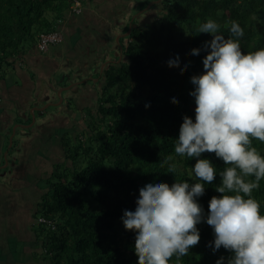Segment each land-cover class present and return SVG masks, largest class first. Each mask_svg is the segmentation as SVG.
<instances>
[{
    "label": "trees",
    "instance_id": "16d2710c",
    "mask_svg": "<svg viewBox=\"0 0 264 264\" xmlns=\"http://www.w3.org/2000/svg\"><path fill=\"white\" fill-rule=\"evenodd\" d=\"M82 4L77 12L74 0H0V75L4 66L15 68L33 49L36 55H46L66 42L67 31L84 30L89 7L85 0ZM152 6L143 16L121 22L123 32L129 33L125 39L119 38L118 48L108 49V38L96 55L82 48L85 55L94 57L103 92L92 94L98 101L88 131L76 134V145L64 150L66 164L56 165V181L50 182L51 190L35 213L45 219L38 217L39 226L34 221L32 230L46 264H137L136 233L125 230L121 217L124 210L135 211L140 188L149 183L201 182L191 169L196 158L181 157L174 151L183 118L195 122V98L189 95L195 88L191 77L203 74L208 51L204 44L212 39L211 34L199 33L200 25L214 20L220 26L217 34L227 39L235 21L244 35L232 38L239 40L244 54L264 49V0H158ZM150 22L153 26L146 27ZM51 32L61 33L63 41L40 51V34ZM93 32L87 36L96 35ZM89 41L92 49L99 50L93 45L97 39L89 37ZM193 49H200L199 54L192 55ZM177 56L179 67H169L168 62ZM77 67L75 76L82 77ZM78 89L89 96L90 88ZM74 100L80 103L75 94ZM253 146L264 156V143L254 139ZM200 159L210 160L217 169L215 180L205 184V194L197 198L206 217L211 198L222 195L215 187L221 183L219 172L225 164L214 153H203ZM252 196L264 215V179ZM197 228L200 241L180 264H216L221 257L228 264L229 251L223 247L213 251L211 226L202 221ZM169 264H176L175 256Z\"/></svg>",
    "mask_w": 264,
    "mask_h": 264
},
{
    "label": "clouds",
    "instance_id": "9594fccd",
    "mask_svg": "<svg viewBox=\"0 0 264 264\" xmlns=\"http://www.w3.org/2000/svg\"><path fill=\"white\" fill-rule=\"evenodd\" d=\"M219 27L209 19L198 29L212 39L204 44L208 51L203 74L191 77L195 122L183 118L174 147L177 155L196 158L191 169L201 182L149 183L140 188L135 211L124 210L121 217L125 230L136 233L137 264H169L174 256L180 264L198 245L197 225L202 221L213 229V251L223 247L231 253L228 264H264V215L252 196L264 179V156L253 146L254 139L264 143V49L244 54L239 40L232 38L243 37L240 25L231 23L227 39L217 34ZM199 52L193 49L191 54ZM168 64L179 67V57ZM172 102L178 103L175 98ZM206 152L214 153L225 167L215 187L222 195L211 198L205 217L197 198L217 174L210 160L200 159ZM223 262L221 257L216 264Z\"/></svg>",
    "mask_w": 264,
    "mask_h": 264
},
{
    "label": "rangeland",
    "instance_id": "374dc122",
    "mask_svg": "<svg viewBox=\"0 0 264 264\" xmlns=\"http://www.w3.org/2000/svg\"><path fill=\"white\" fill-rule=\"evenodd\" d=\"M157 2L158 0H93V2L85 0V6L89 8L86 9L87 14L82 25L84 30L75 33L67 31L68 41L52 48L48 55H44L43 58L48 59V62L36 57L35 63L30 62L34 66L33 69L31 64L24 63L22 70L26 74L25 79L13 65L4 66L5 72L2 75L8 86L19 88L12 92L11 96L2 97L0 100V140L5 142L2 152L0 150V173L5 174L2 180L8 184L5 190H1L0 196V204L5 201L8 210L6 217L0 221V264H10L9 261L26 264L25 262L33 255L42 256L41 249L28 240L29 225L25 226L14 210L20 208L22 204H25L24 209L27 210L30 205L34 207L42 200V197L51 190L50 182L56 181L53 177L56 165L60 162L66 164L64 150L76 145V134L88 131L98 97L92 93L85 96L78 88L84 89L86 86L92 88L90 90L93 94L99 95L103 92V85L96 72L97 64H94V57L85 55L82 48L86 51L89 49L96 55L100 51V46L102 48L105 45L107 38V43L110 44L108 49L111 50L114 46L118 48L119 38H124L129 33L123 32L121 22L128 21L130 17L133 20L134 16H143L146 12L152 11L153 3ZM152 23H148L146 27H152ZM91 31L96 35L87 36V32ZM89 37L97 39L98 42H93V45H97L99 50L91 48ZM124 44L126 45L125 41ZM61 49L62 53L58 54ZM30 55L36 56L34 49ZM99 58L102 59L103 55ZM112 58L113 56L110 57ZM87 62L89 66L91 63L90 72L85 66ZM43 63L46 66H43ZM77 64L86 68L82 71L83 74H88L86 77L75 76L74 68ZM105 64L107 65L106 62L101 64L100 70L104 69ZM33 82L36 86L33 90L34 95L30 97ZM44 83L46 89L43 88L39 96L35 90L41 91V87L37 90V86ZM74 94L79 95L80 103L76 100L71 101ZM18 148H21L20 152L23 155L18 158V164L14 165L13 153ZM82 161L83 159L80 160ZM67 165L71 166L70 160L67 161ZM11 176L17 179L11 181ZM12 213L14 216L10 217ZM40 215V213L34 215L36 219L34 226H39L37 219ZM30 246L32 250L29 249Z\"/></svg>",
    "mask_w": 264,
    "mask_h": 264
},
{
    "label": "crops",
    "instance_id": "0c3cea01",
    "mask_svg": "<svg viewBox=\"0 0 264 264\" xmlns=\"http://www.w3.org/2000/svg\"><path fill=\"white\" fill-rule=\"evenodd\" d=\"M87 11V10H86ZM74 21H72L71 22V24L73 23ZM44 55L45 54H40V55H36L35 57H32V55L30 56V55H27V57L25 58V59H21V61L17 64V66L15 67V69H17L20 73L19 74H21V76H22V78H24L25 79V77H26V74H24V72H23V70H22V66L24 65V63H29V64H31L32 66H33V62L35 63V58L36 57H38V58H40V59H45V58H43L44 57ZM46 55H48V54H46ZM28 61V62H27ZM30 62H32V63H30ZM89 63L87 62L86 63V65L85 66H87L88 67V69H89V72L91 71V68H90V66L88 65ZM78 65V64H77ZM79 67H77L78 69H76V71L78 72H80L81 71V73H82V70H86V68H82L80 65H78ZM34 68V66L32 67V69ZM35 70V69H34ZM82 75L84 76V77H86L87 75H85V74H83L82 73ZM31 79V78H30ZM47 79H48V76H47ZM49 80V79H48ZM44 82H45V79L43 80ZM49 82H50V80H49ZM34 84L32 85V89H31V91H30V97H32L31 95H34L33 94V90H34V88H35V86H36V84H35V82H33ZM50 86H51V84H49ZM41 87V91H36L35 90V92H37L36 94L37 95H39V96H41V94H42V89L44 88V89H46V84L44 83L43 85H39V86H37V90H39V88ZM17 88H19V87H15V86H13V87H10V86H8V83L6 82V79H5V77H3L2 75H0V100L2 99V97H8V96H11V94H12V92H14ZM90 89H92V88H90ZM92 90H90V92H89V95H90V93H92L93 94V92H91ZM80 93H81V91H79ZM80 93H78V94H80ZM78 94H76L75 96H76V98H78ZM82 94V93H81ZM94 95H95V93H94ZM82 97H84V96H82ZM7 101V100H6ZM15 108V107H14ZM22 111H24V110H22ZM4 145H5V142H4V140L3 141H1L0 140V150H1V152H2V150H3V147H4ZM20 150H21V148H18L17 150H15V152L13 153V156H14V165H17L18 163V158L20 157V156H22L23 154H21V152H20ZM0 164H1V161H0ZM4 175L5 174H1L0 173V196H1V190L2 189H6V186L8 185L6 182H4L3 180H2V177H4ZM11 179H17V177H15V176H11V178H10V180ZM11 181H14V180H11ZM38 204H39V202L36 204V205H34V207H33V205H30V207H29V209L27 208V210L26 209H24V207H25V204H22V206L20 207V208H16L14 211V213H16V214H18L19 215V220L21 221V222H23L24 223V225L26 226V225H29V230H28V232H29V238H28V240L31 242V243H34L35 242V234H34V232H33V230H32V225H33V223H34V221H35V218H34V215H35V213L37 212V208H38ZM17 206H18V204H16ZM35 206H37V207H35ZM7 208V205H6V202L4 201V202H2L1 204H0V221L2 220V218H5L6 217V212H8V210L6 209ZM14 213H12L11 214V216L10 217H13L14 216ZM18 221V220H17ZM27 229V228H26ZM27 232V233H28ZM23 240V239H22ZM29 249L30 250H32V248H31V246L29 247ZM38 249V248H37ZM33 254V253H32ZM36 256V255H35ZM34 255L29 259V261L28 262H25L26 264H46V262H44L40 257H35ZM10 262V264H16V263H18L19 261H9Z\"/></svg>",
    "mask_w": 264,
    "mask_h": 264
},
{
    "label": "built area",
    "instance_id": "2783aa9c",
    "mask_svg": "<svg viewBox=\"0 0 264 264\" xmlns=\"http://www.w3.org/2000/svg\"><path fill=\"white\" fill-rule=\"evenodd\" d=\"M75 1V7L74 9L77 12H80L83 4L82 0H74ZM63 41V36L59 32H51V33H41L38 41V48L40 51H46L48 50L49 46L52 44L60 43ZM40 221H45L44 218H40Z\"/></svg>",
    "mask_w": 264,
    "mask_h": 264
},
{
    "label": "flooded vegetation",
    "instance_id": "af4514ba",
    "mask_svg": "<svg viewBox=\"0 0 264 264\" xmlns=\"http://www.w3.org/2000/svg\"><path fill=\"white\" fill-rule=\"evenodd\" d=\"M146 17H148V15H147V16H145V18H146ZM99 54H101V52H100ZM48 79H49V77H48ZM36 98H39V97H38V96H36Z\"/></svg>",
    "mask_w": 264,
    "mask_h": 264
},
{
    "label": "water",
    "instance_id": "95a60500",
    "mask_svg": "<svg viewBox=\"0 0 264 264\" xmlns=\"http://www.w3.org/2000/svg\"><path fill=\"white\" fill-rule=\"evenodd\" d=\"M130 29H131V26H130ZM120 60H121V58H120ZM120 60H119V61H120ZM106 63L108 64L109 62H106ZM105 65H106V64H105Z\"/></svg>",
    "mask_w": 264,
    "mask_h": 264
}]
</instances>
